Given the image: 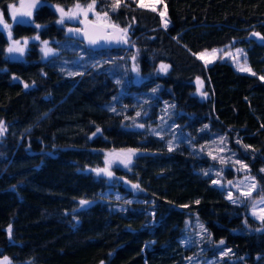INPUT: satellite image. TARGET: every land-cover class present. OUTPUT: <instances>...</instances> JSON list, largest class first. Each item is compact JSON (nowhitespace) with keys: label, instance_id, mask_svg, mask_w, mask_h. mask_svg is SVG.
Instances as JSON below:
<instances>
[{"label":"trees","instance_id":"trees-1","mask_svg":"<svg viewBox=\"0 0 264 264\" xmlns=\"http://www.w3.org/2000/svg\"><path fill=\"white\" fill-rule=\"evenodd\" d=\"M18 1L0 0V10L9 18ZM38 1L33 24H14L13 39L48 41L56 55L44 59L33 41L24 60L11 59L0 30V261L198 264V252L216 257L223 240L237 260L227 264H264V223L213 183L217 160L202 152L219 137L264 189V0H162L166 26L136 0L115 10L96 0L130 36L128 49L99 51L69 35L80 26L58 23V8L92 0ZM185 26L201 27L188 43L178 38ZM226 45L245 52L254 74L198 56ZM108 150L135 152L128 168L115 165L116 184L88 171ZM112 185L135 187L141 202L116 211L119 202L101 196ZM191 219L212 243L198 246Z\"/></svg>","mask_w":264,"mask_h":264},{"label":"rangeland","instance_id":"rangeland-1","mask_svg":"<svg viewBox=\"0 0 264 264\" xmlns=\"http://www.w3.org/2000/svg\"><path fill=\"white\" fill-rule=\"evenodd\" d=\"M136 1L138 2L139 5L148 7L150 9L159 10L160 14L162 16L164 25L165 26L168 25L167 12L165 10V7L163 5L162 0H136ZM32 3H33V0H19L16 3L10 4V5L14 6V9L16 11L15 19H13V9H10L9 6H8V11H7L9 14V18L3 13L2 10H0V20L3 21V23H0V30H2L6 34V36L8 37V40L10 42V46H14L13 41L19 40L20 44L18 45V47L23 48L22 53L21 52H12V53L7 52V55L11 59L24 60L25 55L29 50V45L33 41L40 42V44H41L40 46H41V50H42V54H43L44 59H48V58L56 55V53H57L55 50L52 49L51 43L48 41H46L47 45H45L44 44L45 41H42V40L40 41L38 38L13 39L12 27L14 26V24H16L15 20H19V19L23 18L27 22L21 23V24H24V25H26V24L32 25L33 24L34 12L39 7L41 2L36 0L35 6L29 7V5H31ZM90 3H92V1H90L87 4H83V3H79V4L86 7ZM96 9H97V7H96V3H95V11L97 13H99ZM63 10L65 13H69V15H71V12L75 11V8L73 6L69 9H63ZM27 11H31V16H22V13H25ZM57 12L59 14V20H60L61 19V13L58 10H57ZM69 15H65L63 17V20H64L63 24L69 23V24L78 25L81 27L83 25V23L88 21V20H92L94 22L101 23L105 26H108L111 24H114V25L116 24V23L111 22V19L109 16L104 17V15L102 13H100L99 16H96L92 12H89L86 18L82 13H79V12H77V14L73 18H69ZM81 21H84V22L81 23ZM5 23L8 24L10 27L4 28ZM118 26H120V25H118ZM74 28H76V26H71V29H74ZM200 28L201 27H198V26H195V27L185 26V27H183L182 29H180L178 31L179 40L182 41L183 43H188L189 40H191L192 38H194L195 36H197L199 34ZM9 33L11 34L10 36H9ZM125 35L128 38H130L128 31ZM25 41H26V43H25ZM46 48H50L53 50L47 56H45V54H44V49H46ZM214 49L217 50L215 53H213ZM214 49L204 50L198 54L199 57H200V54H204L203 58H200V59L202 60V62L205 65H211L216 61H227V62L231 63L233 65V67L239 72L254 74L253 70L251 69V67L249 66V63L247 61V56L242 49L237 48V47H229L227 45L224 47L214 48ZM237 50H241V51H237ZM167 68H168V66H167ZM133 69H135L134 66H133ZM242 69H250V71L249 70H242ZM133 72L135 74L134 80L137 83H140L144 80L143 76H141L137 70H134ZM163 72H165V71H163ZM3 125H4V123H3ZM4 128L6 129L5 125H4ZM5 131H4L3 135H0V138L4 137ZM154 132H157V134H160V136L164 135L165 125L163 124L161 127H159L157 129V131L155 130ZM173 141L176 142L175 139ZM228 148H229V146L226 145L225 143H222L220 141L219 137L215 138L211 144L209 143L208 145H206V147L202 148V152H204V154L207 153L210 157H212L213 160H215V161L217 160L216 165H218V166H216L215 170L212 168V171L210 172V174L214 175L213 181H217V183H215V185H217L219 188L225 189L228 196H229V194H231V197H232V199H230L231 201L234 199V200H236L235 204L245 206L247 208V213L250 217H252L253 219H255L259 222L264 223V220L261 219V217L264 216V202H262V201H264V189L256 183L254 178L249 173H247V168L245 167L246 165L244 164V162L241 161L240 159H237L234 156V154L232 153V151H228ZM118 153H121L128 158L129 163L126 166L128 168V166L131 164V162L135 156L134 151H132V150L131 151L130 150H127V151L126 150H108V151H106V155L104 158L105 165L99 169L98 168L94 169V170L88 169V171L89 172L91 171L93 174H95L97 176L105 177L106 180L111 184L112 183L116 184L117 179L114 176L115 173H114L113 169L115 167L114 159H115L116 154H118ZM237 161H239V163H237ZM228 168H232L234 170L235 177H233L232 179H227L225 176V172H226L225 170ZM105 169L107 170V172L111 173L110 176L105 171H99V170H105ZM237 173H240V176H237ZM229 182H231V183H229ZM253 184H255V188L252 187ZM128 188H129L130 192L124 193V192L120 191L116 186L112 185V186H110V188H108L104 192H102L101 196L105 199H108V200L118 201L119 203L113 205L114 209L116 211H125L129 204L141 202L140 201L141 199L137 197L138 192L136 191L135 187L130 186ZM254 204H255V208L253 207ZM253 213H255V215ZM186 227L189 229H194L193 231H190V232L195 233L196 227H198V224H197V222L195 223L194 219H191L189 221V223L186 224ZM198 228L200 229V232H198V237H196V240L200 239L199 233H203L201 241H198V243H197L198 246L202 245V243H205V244H208V242L212 243L211 242L212 238H211V236H209V233L207 232V230L206 231L201 230L200 225ZM263 229H264V226H263ZM193 241H195L194 238H193ZM214 245L216 247V250H215L216 257L210 256V255L208 257H206V255H208V254L206 253V251H203V249L204 250H208V249L206 247H204L200 251V253L198 252V256H200L199 257L200 261L197 262L198 264H227L226 262H228L229 260L234 261V263L237 261L233 256H231L232 252L227 249V247L225 246L224 243L220 244V242H219V243H216ZM188 250L192 251L191 249H188ZM224 252H227L228 254L223 255ZM204 258H205V260H204ZM11 263L12 262L9 259H5V258L1 259V261H0V264H11Z\"/></svg>","mask_w":264,"mask_h":264},{"label":"snow or ice","instance_id":"snow-or-ice-1","mask_svg":"<svg viewBox=\"0 0 264 264\" xmlns=\"http://www.w3.org/2000/svg\"><path fill=\"white\" fill-rule=\"evenodd\" d=\"M35 3H36V0H33V3L31 5H29V7L35 6ZM95 3H96V0H92V3L88 4L86 7H84V6L80 5L79 3H77L74 6L75 11H72L71 12V15H69V13H65L62 8H58L57 10L61 13V19L58 21V23H63L64 22L63 17L65 15H69V18H73L77 14V12L82 13L85 16V18L87 17V15H88L89 12H92L94 15L99 16L100 13H97L95 11ZM120 5H121V0H113L112 9L115 10V9L119 8ZM9 8L10 9H13V19H15L16 11L14 9V6L9 5ZM103 15H104V17H108V13L107 12H104ZM22 16H31V11H27L25 13H22ZM15 22L16 23H26L27 21H25L23 18H21L19 20H15ZM83 22L84 21H81V23H83ZM0 23H3V21L0 20ZM109 26L110 27H113V28H118L119 27L118 25H109ZM8 27H10V26L5 23L4 24V28H8ZM37 27H40V26L37 25ZM69 31H73V30L70 29ZM76 31H79V30H76ZM119 31L122 32V33H124V34H126L127 31H128V29L127 28L119 29ZM10 35L11 34L9 33V36ZM254 35H258V34H254ZM85 37L88 39V41H89L90 44H96L97 43L98 38L97 37H94V36L88 35L87 32L85 33ZM104 38L105 37H99V39H104ZM117 42L127 43L128 41L123 36H121V37L118 38V41ZM25 43H26V41H25ZM19 44H20V41L19 40L13 41V45L14 46H10L7 49V51L9 53H12V52H21L22 53L23 52V48L18 47ZM44 44L47 45V42L45 41ZM52 51L53 50L50 49V48L44 49L45 56H47ZM216 51L217 50L214 49L213 50V53H215ZM237 51H241V50H237ZM203 56H204V54H200V57L199 58H203ZM133 59H135V57H133ZM166 69H167V66L166 65H161V71H166ZM134 70H136V69H134ZM242 70H249L250 71V69H242ZM70 75H71V73H70ZM262 79H264V77H262ZM25 87H27V85H25ZM153 91H155V89ZM137 115H139V113H137ZM140 127H143V125H140ZM5 130L6 129L4 128L3 122L0 121V135H3V133H4ZM97 131H99V129H97ZM171 150H172V147H171V143H170L169 144V151H171ZM237 163H239V161H237ZM99 171H105V172H107L106 169L105 170H99ZM262 171H264V170H262ZM107 174L109 176L111 175L110 172H107ZM205 174H207V173H205ZM213 183H217V181H213ZM229 183H231V182H229ZM252 187L255 188V184H253ZM229 199H232L231 194H229ZM232 202L233 203H236V200L233 199ZM262 202H264V201H262ZM80 203H81V205H84V204H87L88 201L81 200ZM196 203H199V201H196ZM253 207L255 208V204L253 205ZM253 214L255 215V213H253ZM261 219L264 220V216H262ZM200 228H201V230L206 231V229H204V226L202 224L200 225ZM10 232H11V228L9 227V233ZM223 243H224V241L221 240L220 241V244H223ZM227 254H228L227 252H224L223 253V255H227ZM5 259H7V258H5Z\"/></svg>","mask_w":264,"mask_h":264},{"label":"water","instance_id":"water-1","mask_svg":"<svg viewBox=\"0 0 264 264\" xmlns=\"http://www.w3.org/2000/svg\"><path fill=\"white\" fill-rule=\"evenodd\" d=\"M114 25V24H113ZM116 25V24H115ZM119 29H123L120 26L118 28H113L110 26H104L101 23L94 21H86L80 28H74L73 31H70L69 35L82 43L87 47L94 50H105V49H128L129 43L117 42L118 38L123 36L126 40L125 34L120 32ZM79 30V31H76ZM88 33L90 36L97 37L96 44H90L88 39L85 37V33ZM99 37H105L104 39H99ZM128 41V40H127ZM128 161V158L118 153L115 157V165L118 167H123Z\"/></svg>","mask_w":264,"mask_h":264},{"label":"bare ground","instance_id":"bare-ground-1","mask_svg":"<svg viewBox=\"0 0 264 264\" xmlns=\"http://www.w3.org/2000/svg\"><path fill=\"white\" fill-rule=\"evenodd\" d=\"M90 21H92V20H90ZM125 37L127 38V40H128V37L125 35ZM128 43H129V40H128Z\"/></svg>","mask_w":264,"mask_h":264}]
</instances>
